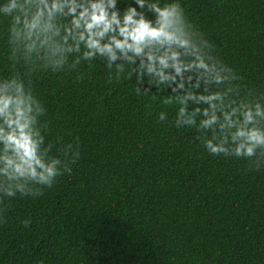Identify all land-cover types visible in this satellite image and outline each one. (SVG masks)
<instances>
[{"label": "trees", "instance_id": "obj_1", "mask_svg": "<svg viewBox=\"0 0 264 264\" xmlns=\"http://www.w3.org/2000/svg\"><path fill=\"white\" fill-rule=\"evenodd\" d=\"M179 2L239 83L264 92V0ZM8 28L0 16V77L12 74ZM108 73L98 58L29 77L52 154L78 142L80 158L41 196L5 199L0 264H264V168L177 129L170 89L137 95Z\"/></svg>", "mask_w": 264, "mask_h": 264}, {"label": "clouds", "instance_id": "obj_2", "mask_svg": "<svg viewBox=\"0 0 264 264\" xmlns=\"http://www.w3.org/2000/svg\"><path fill=\"white\" fill-rule=\"evenodd\" d=\"M0 16L9 19L12 68L0 77V223L6 198L41 196L80 158L78 142L52 154L41 124L46 109L29 77L75 71L98 58L108 84L127 75L137 95L170 89L162 102L178 105L175 127L195 128L210 155L264 168V92L239 83L243 77L215 54L179 0H3ZM167 119L159 113V122Z\"/></svg>", "mask_w": 264, "mask_h": 264}]
</instances>
